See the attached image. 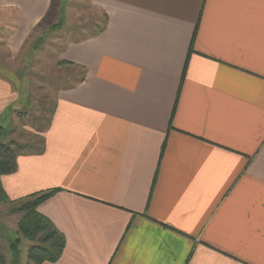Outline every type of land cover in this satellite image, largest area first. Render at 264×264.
Returning a JSON list of instances; mask_svg holds the SVG:
<instances>
[{
	"label": "crops",
	"instance_id": "crops-1",
	"mask_svg": "<svg viewBox=\"0 0 264 264\" xmlns=\"http://www.w3.org/2000/svg\"><path fill=\"white\" fill-rule=\"evenodd\" d=\"M91 3L103 25L59 51L80 72L41 149L1 176L9 201L55 190L37 211L65 247L41 264H264V0ZM52 4L0 0V52L21 53ZM0 64L10 125L30 99ZM16 226L0 264H29Z\"/></svg>",
	"mask_w": 264,
	"mask_h": 264
},
{
	"label": "rangeland",
	"instance_id": "rangeland-1",
	"mask_svg": "<svg viewBox=\"0 0 264 264\" xmlns=\"http://www.w3.org/2000/svg\"><path fill=\"white\" fill-rule=\"evenodd\" d=\"M99 17L98 9L93 6L91 0H53L49 15L37 26L21 53L13 58L6 52H0V63L4 62L6 67L8 66L6 71H14L12 74H15L16 78L27 81V88L22 91L21 105L30 99L28 109L16 111L10 125H7L10 113L1 119L0 123L3 125H0L7 126L0 129V137L4 133L9 137L10 133L13 139L32 144L31 148L41 146L43 135L40 132L44 130L43 127L50 118L57 91L64 84L72 82L79 71L71 64L61 61L59 51L69 39H78L96 32L103 25V17L98 20ZM2 32L0 30V34ZM2 35L4 37V34ZM5 42L0 38V49L6 45ZM23 202L25 201L14 205L0 203V247L6 255L9 250L3 234L8 233L14 238L16 234H13L12 230L5 232L2 227L6 229L8 224L17 228L16 224L24 216V212L9 210L10 207L20 206ZM31 244L30 239L22 233L14 248L18 252L17 261L25 260L26 255L28 259Z\"/></svg>",
	"mask_w": 264,
	"mask_h": 264
},
{
	"label": "trees",
	"instance_id": "trees-1",
	"mask_svg": "<svg viewBox=\"0 0 264 264\" xmlns=\"http://www.w3.org/2000/svg\"><path fill=\"white\" fill-rule=\"evenodd\" d=\"M46 127V125H45ZM45 127H43L45 129ZM2 126H0V129ZM30 146V147H29ZM32 145H24L15 139L0 142V203H12L13 205L19 201H25L20 206H13L11 212L23 211L24 216L19 221L18 230L20 234H24L30 239L32 244L29 248L28 262L29 264H41L45 261L55 262L59 260L65 247L64 236L54 227L47 217L37 211L38 206L48 199L55 190L41 191L29 195L27 198L19 201H9L1 184V176L10 174L17 169V157L23 152L35 151L40 147L31 148ZM17 238L11 248L15 256L18 255L15 246L18 243ZM2 255L0 253V260Z\"/></svg>",
	"mask_w": 264,
	"mask_h": 264
}]
</instances>
